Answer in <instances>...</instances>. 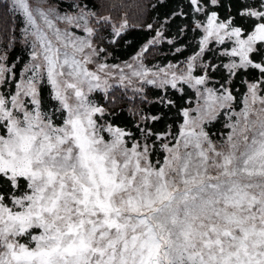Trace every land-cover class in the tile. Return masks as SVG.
<instances>
[{
	"label": "snow or ice",
	"instance_id": "1",
	"mask_svg": "<svg viewBox=\"0 0 264 264\" xmlns=\"http://www.w3.org/2000/svg\"><path fill=\"white\" fill-rule=\"evenodd\" d=\"M0 0V264H264V0Z\"/></svg>",
	"mask_w": 264,
	"mask_h": 264
},
{
	"label": "trees",
	"instance_id": "2",
	"mask_svg": "<svg viewBox=\"0 0 264 264\" xmlns=\"http://www.w3.org/2000/svg\"><path fill=\"white\" fill-rule=\"evenodd\" d=\"M143 0H105L107 5L116 4L119 6V10H125L129 12V15L135 18V15L139 11L138 5Z\"/></svg>",
	"mask_w": 264,
	"mask_h": 264
}]
</instances>
